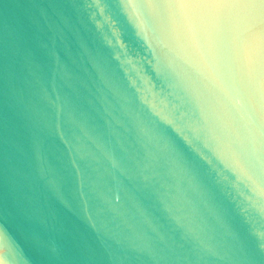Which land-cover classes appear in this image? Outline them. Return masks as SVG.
<instances>
[{
  "label": "water",
  "instance_id": "1",
  "mask_svg": "<svg viewBox=\"0 0 264 264\" xmlns=\"http://www.w3.org/2000/svg\"><path fill=\"white\" fill-rule=\"evenodd\" d=\"M2 264H264L260 0H0Z\"/></svg>",
  "mask_w": 264,
  "mask_h": 264
},
{
  "label": "snow or ice",
  "instance_id": "2",
  "mask_svg": "<svg viewBox=\"0 0 264 264\" xmlns=\"http://www.w3.org/2000/svg\"><path fill=\"white\" fill-rule=\"evenodd\" d=\"M242 2H251V0H242ZM260 4L264 5V0H260Z\"/></svg>",
  "mask_w": 264,
  "mask_h": 264
},
{
  "label": "bare ground",
  "instance_id": "3",
  "mask_svg": "<svg viewBox=\"0 0 264 264\" xmlns=\"http://www.w3.org/2000/svg\"><path fill=\"white\" fill-rule=\"evenodd\" d=\"M0 264H2V257L0 256Z\"/></svg>",
  "mask_w": 264,
  "mask_h": 264
}]
</instances>
